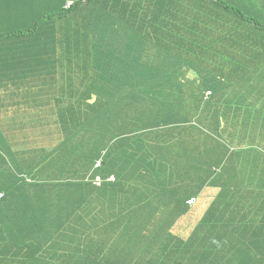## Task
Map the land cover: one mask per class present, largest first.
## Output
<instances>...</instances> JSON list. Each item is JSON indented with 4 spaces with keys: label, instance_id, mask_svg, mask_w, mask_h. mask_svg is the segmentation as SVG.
Here are the masks:
<instances>
[{
    "label": "trees",
    "instance_id": "1",
    "mask_svg": "<svg viewBox=\"0 0 264 264\" xmlns=\"http://www.w3.org/2000/svg\"><path fill=\"white\" fill-rule=\"evenodd\" d=\"M66 1H49L52 9L28 22L16 10L38 12V1L0 0V44L28 33L34 42L51 39L48 50L34 46L29 62L39 57L38 71L47 72L38 86L61 92L54 106L61 136L50 141L48 166L36 158V169L48 174L31 181L34 172L15 173L0 189V263L48 264L64 243L78 252L63 256L72 264H264V205L257 203L264 190L254 194L244 173L238 206L230 179L214 173H231L222 163L233 155L220 135L222 120L236 134L238 116L262 90L264 98V20L245 16L235 0H73L69 8ZM51 20L59 25L56 42ZM218 20L220 46L197 52L214 38ZM176 25L191 27L180 44L169 32ZM23 56L13 66H29ZM250 64L261 71L249 72ZM88 126L106 135L107 146L86 166L83 142L70 140ZM186 138L190 147L181 143ZM258 148L244 143L233 163L261 173ZM106 149L112 163L97 166ZM61 154L62 162L53 157ZM208 186L222 190L206 204ZM254 210L253 224L237 226L238 213ZM23 217L14 233L10 226Z\"/></svg>",
    "mask_w": 264,
    "mask_h": 264
},
{
    "label": "crops",
    "instance_id": "2",
    "mask_svg": "<svg viewBox=\"0 0 264 264\" xmlns=\"http://www.w3.org/2000/svg\"><path fill=\"white\" fill-rule=\"evenodd\" d=\"M35 1H38V12L35 10L36 7H28L25 9H17V14L19 16L28 17V22H30L32 18L33 21H35L38 16H41L52 9V7H49L48 2H52L53 0H47L45 2L42 0ZM231 3L234 6L236 5L240 7L246 13L244 14L245 16H257L261 20H264V0H235ZM53 6L56 5L53 4ZM159 9H162V6H160ZM174 14L175 12L172 13L173 16ZM12 17L14 18L13 13ZM172 18H170V20H172ZM58 28L59 25L57 23L54 24L52 20L50 21V25H47L48 34H51L55 38V42L57 41L56 35ZM42 38L44 39L34 42L33 34L30 33L11 39L10 41H4L5 43L0 44V47L3 48L5 46V48L8 49L6 51L5 49L0 50V145L7 150L8 147L12 145V151L7 153L0 147V189L3 188V183L12 180L15 173L27 174V172H34L30 179L31 181L38 177L37 173L40 175H47L48 168H46L44 172L36 169V158H43L42 160H47L45 161V164L48 166V162L54 152V150H52L54 145H52L51 142H53L55 137L57 138L59 135L61 136V121L59 122V120H55L54 116L56 113V107H54L55 96H57V94H61V92L54 89L50 84L43 87L38 86L39 83H45L46 81L44 80H48L47 72L43 67L38 71L41 67V64L37 61V59L40 61L39 57L36 56L37 59L34 57L31 61V65L29 62L31 56H33L32 52H34V46H36L35 50L42 48L48 50V45H53L50 41L51 39L44 41L46 39L45 35L42 36ZM30 48L31 50H26ZM22 54H24L23 58L27 64L29 63V66H13L15 62V55L20 57ZM10 63L11 66L9 65ZM245 67H247L246 70H249V72L261 71L260 66L256 67L253 64H250L249 66L246 65ZM20 73H22V75ZM224 96V94H221L220 99L224 100ZM240 102H243L247 107H251L246 105L245 100ZM237 122L240 124V130L236 131V134L229 130L224 120H222L220 125V135L228 144L229 151H233L234 155V153L237 152L236 150H238L244 143L257 145L259 148L256 149V151H264V147L260 145H264L263 90L260 98L254 103L253 107L247 112L242 111V114L237 118ZM28 135L32 137L27 138ZM32 138H35V144L39 143V145L29 148V143L33 145L31 143ZM37 139L41 140L38 142ZM213 142L216 146H218L215 141ZM181 143L187 144L188 147L191 145V141L187 138L182 139ZM233 155L222 160V163H228L229 171H231L229 177L225 176L226 171L224 168H214V173L216 176L220 177L219 179L222 182L230 179V188H233L235 190L233 194H237L239 197L236 202L239 206L242 200L241 195L244 193L245 189V186L241 182L243 174L245 173L244 177H249V180L244 179V181L253 187L254 190L252 192L256 194V192L264 190V171L262 170L260 173L257 170H253V172H251L247 168L241 170L242 166L240 164L233 163ZM53 157L58 160L61 159V162L64 160V156L62 154L60 158L57 156ZM35 175L37 177L33 179V176ZM219 190H222V187H206L202 192L206 193L204 196V202L206 204L211 203L215 198L214 193ZM2 191L3 190H0V192ZM195 198L201 200V196H195ZM254 199L255 198L251 197L248 200L254 201ZM258 199L259 201L257 203L263 206L264 194ZM244 202L245 201H243V203ZM2 214L3 209L0 207V229H3L1 235H3L6 229L5 218L2 217ZM245 215L246 218L243 219ZM255 216L256 210H254L252 214L247 212L238 213L237 226L247 223L253 224ZM66 217L67 215L65 218ZM249 217H251V219H249ZM24 220L25 217L21 218L17 224L11 225L10 229L14 233H19L23 227ZM58 234H61V231H58L57 235ZM68 239L72 240L70 236ZM61 246L62 245L59 246V250ZM60 254L62 256H77L78 252L74 249L64 248L62 252L52 255L50 260L55 261L62 258ZM50 263L51 261L48 260V264ZM0 264H2V262Z\"/></svg>",
    "mask_w": 264,
    "mask_h": 264
},
{
    "label": "rangeland",
    "instance_id": "3",
    "mask_svg": "<svg viewBox=\"0 0 264 264\" xmlns=\"http://www.w3.org/2000/svg\"><path fill=\"white\" fill-rule=\"evenodd\" d=\"M211 16H212V15H211ZM210 18L213 19V20L218 19V17L215 16V15H214V17L212 16V17H210ZM196 19H197V18H196ZM172 20H173V19H172ZM172 20H171V21H172ZM192 20H194V17H193V16H191V21H192ZM168 21H170V20H168ZM171 21H170V22H171ZM149 22H152V20H149ZM170 22H169V23H170ZM215 24H217L219 27H218L217 30H216V34L214 35V38L210 39L208 42L203 43L201 46H197L196 49H195L197 52H199V51L202 49V47L209 48V44H210L211 42L214 44V48H213V49L216 48L217 44H218V46H220V44H221L223 38H225V32H224V28H223L224 25H223V23L220 22L219 20H218L217 22H215ZM190 28H191L190 26H189V27H184V26H182V25H180V26H177V25H176V26L172 27V28L170 29L169 32H172V33L174 34L175 39H176L177 42L180 44L182 41L188 39V33H189ZM169 32H168V34H169ZM28 34H30V33H28ZM238 34H239V33H237V35H238ZM58 36L60 37L61 35L58 34ZM174 37H172L173 40H174ZM44 41H48V40L45 39ZM196 80H198V77H196ZM30 137H32V136H30V135L27 136V138H30ZM111 137H113V136L109 134V135H108V138H111ZM104 138H106V135H105V136H101L98 127H94V128H92L91 126H88L86 129H84V130L78 135V137L75 136V137L71 138L70 141H73V140H76V139H77L79 144H80L81 142H83V144H84V154H85V165L87 166V165L90 163L91 159H92L95 155H97V157L100 155V152L102 151L101 148H102V147L105 148V147L107 146V145L103 142ZM44 139H46V138H44ZM35 140H36L35 138H32V139H31V143H32L33 145H31V144L29 143V141H28V143H29V148H30V147H34V146H36V145H39V143L35 144ZM40 140H41V139H37L38 142H39ZM108 150H109V149H106V151L102 154L100 161L102 162L103 159H104V163H105V161H106V163H107L108 165H110V164L112 163V160H111V157H110L109 153L106 154V152H107ZM69 152H71V151L69 150ZM98 158H99V157H98ZM110 171H112L111 168H110ZM65 174H66V173H65ZM95 228H96V227H95ZM118 234H119V233H118ZM118 234H117V235H118ZM75 244H77V243L75 242ZM64 246H65V245H64V243H63V245H62L61 248H60V252L63 251ZM52 255H54V251H53L52 254L50 253V256H52ZM48 260L51 261V262H53V264H72V263H71L72 260H67V259H66L65 257H63V256H62V258H59V259H57V260H55V261L50 260V258H49V259L47 258V262H48Z\"/></svg>",
    "mask_w": 264,
    "mask_h": 264
},
{
    "label": "clouds",
    "instance_id": "4",
    "mask_svg": "<svg viewBox=\"0 0 264 264\" xmlns=\"http://www.w3.org/2000/svg\"><path fill=\"white\" fill-rule=\"evenodd\" d=\"M68 1H72V2H73L72 4H74V1H73V0H67L66 3H67ZM66 3H65V5H66ZM65 7H66V6H65ZM66 8H69V7H66ZM208 91H211V93L208 94ZM208 91H206V98H209L210 95L213 94V91H212V90H208ZM97 164L100 165V164H101V161L98 160ZM98 165H97V166H98ZM0 193H3V197H4V192L2 191V192H0ZM3 197H2V198H3ZM2 198H0V200H1ZM188 203H189L190 205H193V204H194V198L189 199V200H188Z\"/></svg>",
    "mask_w": 264,
    "mask_h": 264
},
{
    "label": "built area",
    "instance_id": "5",
    "mask_svg": "<svg viewBox=\"0 0 264 264\" xmlns=\"http://www.w3.org/2000/svg\"><path fill=\"white\" fill-rule=\"evenodd\" d=\"M72 3H73L72 1H68L65 6L70 7L72 5ZM210 93H211V91H208V94H210ZM2 197H3V193H0V198H2Z\"/></svg>",
    "mask_w": 264,
    "mask_h": 264
},
{
    "label": "water",
    "instance_id": "6",
    "mask_svg": "<svg viewBox=\"0 0 264 264\" xmlns=\"http://www.w3.org/2000/svg\"><path fill=\"white\" fill-rule=\"evenodd\" d=\"M37 176L35 175V176H33V179H35Z\"/></svg>",
    "mask_w": 264,
    "mask_h": 264
}]
</instances>
